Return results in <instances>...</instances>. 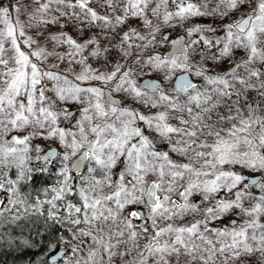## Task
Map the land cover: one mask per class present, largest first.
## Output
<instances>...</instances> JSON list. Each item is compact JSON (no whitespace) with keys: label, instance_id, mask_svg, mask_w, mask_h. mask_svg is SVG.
<instances>
[{"label":"snow or ice","instance_id":"snow-or-ice-1","mask_svg":"<svg viewBox=\"0 0 264 264\" xmlns=\"http://www.w3.org/2000/svg\"><path fill=\"white\" fill-rule=\"evenodd\" d=\"M33 2L0 7V224L42 217L41 264H264V0Z\"/></svg>","mask_w":264,"mask_h":264},{"label":"trees","instance_id":"trees-1","mask_svg":"<svg viewBox=\"0 0 264 264\" xmlns=\"http://www.w3.org/2000/svg\"><path fill=\"white\" fill-rule=\"evenodd\" d=\"M52 183L53 179L50 175L38 174L32 182L22 188V191L26 194L30 193L32 198L37 195L43 198L42 189ZM42 222V217L14 223L5 219L0 224V264H41V261L48 259L53 254L49 251V245L55 242V233L46 225L41 227ZM24 241L28 243L25 244Z\"/></svg>","mask_w":264,"mask_h":264},{"label":"rangeland","instance_id":"rangeland-1","mask_svg":"<svg viewBox=\"0 0 264 264\" xmlns=\"http://www.w3.org/2000/svg\"><path fill=\"white\" fill-rule=\"evenodd\" d=\"M22 3L24 5V7H22V9H21L20 19L22 21H27L26 10H31V9L35 8L36 5L34 4L33 0H22ZM16 4H17V0H2V3H0V7L9 8L10 12H12L13 16H15L14 9H15ZM203 22L207 23V21H203ZM56 30H57V26H53L52 31H56ZM31 31L35 32V29H32ZM72 34L75 35L74 32ZM85 35H87V33ZM89 63H91L94 67H96L99 65V60H96V59L90 57ZM50 176L53 179V183H54L55 179H56L55 176L54 175H50ZM2 195L3 194L0 193V196H2Z\"/></svg>","mask_w":264,"mask_h":264},{"label":"water","instance_id":"water-1","mask_svg":"<svg viewBox=\"0 0 264 264\" xmlns=\"http://www.w3.org/2000/svg\"><path fill=\"white\" fill-rule=\"evenodd\" d=\"M62 251H63V248H59V249H57V251L53 252V254H51V255H55L57 252H62ZM49 264H51L50 260H49Z\"/></svg>","mask_w":264,"mask_h":264},{"label":"flooded vegetation","instance_id":"flooded-vegetation-1","mask_svg":"<svg viewBox=\"0 0 264 264\" xmlns=\"http://www.w3.org/2000/svg\"><path fill=\"white\" fill-rule=\"evenodd\" d=\"M90 57H91V56H90ZM90 57H89V58H90ZM92 58H93V57H92ZM94 59H95V58H94ZM96 60H97V59H96ZM60 248H63V246H61ZM58 264H59V263H58Z\"/></svg>","mask_w":264,"mask_h":264}]
</instances>
